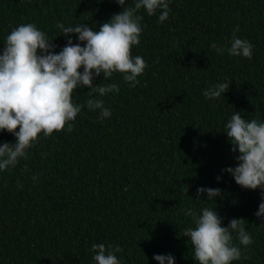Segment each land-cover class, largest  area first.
Returning a JSON list of instances; mask_svg holds the SVG:
<instances>
[{"label": "trees", "instance_id": "1", "mask_svg": "<svg viewBox=\"0 0 264 264\" xmlns=\"http://www.w3.org/2000/svg\"><path fill=\"white\" fill-rule=\"evenodd\" d=\"M169 7L163 23L160 10L138 13L142 34L132 54L148 67L136 87L119 73L93 79V86L120 85L100 97L110 117L83 107L73 131L40 134L28 159L0 171V264H95L93 243L120 246L121 264H157L154 255L168 254L175 264H196L183 237L191 226L183 210L199 215L205 207L217 211L222 227L245 220L253 243L232 264H264V219L255 215L261 190L244 189L223 171L237 166L224 133L231 116L264 122V0H170ZM121 10L115 0H0V54L21 24L54 38L58 54L67 39L78 40L60 35L57 23L98 31ZM237 25L236 35L254 46L250 60L210 47H229ZM225 81L229 90L219 99L202 95ZM88 91L76 89L74 102L85 105ZM6 142L15 137L0 132V144ZM198 187L221 195L198 200Z\"/></svg>", "mask_w": 264, "mask_h": 264}, {"label": "clouds", "instance_id": "2", "mask_svg": "<svg viewBox=\"0 0 264 264\" xmlns=\"http://www.w3.org/2000/svg\"><path fill=\"white\" fill-rule=\"evenodd\" d=\"M115 3L122 10L101 24L98 31L84 23L67 27L57 23L60 35L75 34L78 40L73 43L67 39L58 54L54 52V38L49 40L35 24H21L7 35L0 54V132L11 133L15 143L0 144V171L15 168L20 159H28L27 150L34 147L40 134L47 138L65 129L73 131V122L83 107L98 110L100 119L110 117L111 110L100 97L117 93L120 85L93 86L94 78L103 74V80H110L114 73H119L129 87L139 84L137 77L148 65L142 56L132 54L142 34L143 17L138 13L144 10L152 16L160 10L158 23H163L169 16L170 0H134L131 7L125 6L126 0H115ZM239 31L237 25L229 47H218L215 43L210 47L218 54L226 50L229 56L252 59L254 46L239 38L236 35ZM229 84L230 81L215 83L202 95L209 100L219 99L229 90ZM85 87L89 89L85 105L75 103L73 93ZM224 127L231 151L238 155L237 166L223 171L231 174L240 187L261 190L262 202L255 215L264 219V122L246 120L240 112H235ZM32 179L36 181L38 177L34 175ZM17 186L23 187L19 183ZM184 191L187 194V186ZM196 191L198 200L202 194L207 195V200L221 195L219 188L198 187ZM183 211L191 217V226L183 230V237L190 241L196 264H232L241 259L242 247L253 243L243 218L231 219L222 227V218L215 209L205 207L199 215L192 208ZM233 234L239 246L234 243ZM90 251L94 253L95 264H121L117 253L123 249L118 245L93 243ZM152 258L157 264H175L170 254ZM244 258H250V254Z\"/></svg>", "mask_w": 264, "mask_h": 264}]
</instances>
